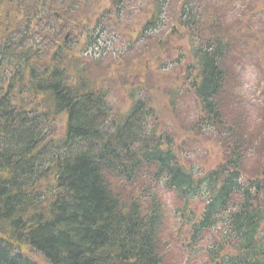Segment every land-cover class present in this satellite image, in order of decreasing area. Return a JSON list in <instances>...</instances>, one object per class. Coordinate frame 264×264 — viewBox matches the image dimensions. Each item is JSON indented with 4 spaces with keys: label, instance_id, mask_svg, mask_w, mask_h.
Wrapping results in <instances>:
<instances>
[{
    "label": "trees",
    "instance_id": "16d2710c",
    "mask_svg": "<svg viewBox=\"0 0 264 264\" xmlns=\"http://www.w3.org/2000/svg\"><path fill=\"white\" fill-rule=\"evenodd\" d=\"M1 1L0 8L6 3L12 10L0 13V264H38L24 249L47 264H163L158 189L173 194L189 215L192 242L214 231L221 235L208 248L211 264H264V177L244 178L238 142L216 168L187 169L174 141L151 128L150 100L132 93L128 111L115 117L108 91L90 82L87 64L98 66L106 50L94 53L91 64L75 61L79 53L64 37L72 27L73 0H31L24 23L16 18L25 0ZM152 2L139 40L162 25L166 1ZM223 2L218 20L211 14L206 21L186 4L183 26L220 27L228 9ZM34 24L45 31L34 34ZM49 31L59 39L53 50L43 46ZM101 33L95 29L83 54L97 48ZM248 34L241 27L226 42H193L187 71L203 129L226 128L219 99L227 82L224 66ZM62 116L64 134L57 138ZM226 133L236 140L234 130ZM142 179L152 184L139 197L124 199L114 185ZM196 201L203 204L200 213L191 208Z\"/></svg>",
    "mask_w": 264,
    "mask_h": 264
},
{
    "label": "rangeland",
    "instance_id": "374dc122",
    "mask_svg": "<svg viewBox=\"0 0 264 264\" xmlns=\"http://www.w3.org/2000/svg\"><path fill=\"white\" fill-rule=\"evenodd\" d=\"M164 1L160 29L147 33L146 38L140 40L141 27L151 17L152 0L68 1L74 18L64 37L68 35L67 42L79 53L75 61L91 64L94 53L106 50L98 66L87 64L90 82L108 91V103L115 117L128 111L132 93L150 100L154 111L151 128L156 129V134L167 135L174 141L175 154L187 169L208 171L216 168L225 160L227 149L238 142L244 159L241 169L244 178L264 177V0H224L222 7L228 5L230 15L226 17L228 26L212 28L210 23L199 22L192 29H189L191 25L183 26L185 18L181 9L189 4L194 12L204 16L203 21L211 20V14L217 18L221 11L220 1ZM2 2L0 0V4ZM23 4L16 18L19 23L25 22L26 8L33 2L25 0ZM18 8L20 6L14 7L13 11ZM6 9L12 10L5 3L0 13ZM241 27L249 33L242 35L247 41L234 44L236 50L224 66L227 82L219 98L226 128L223 131L211 127L203 129L199 124L203 116L200 103L190 89L187 71L193 63V42L204 45L206 38L226 42L229 41L228 33L236 34ZM96 28L98 33L102 32L97 48H89L83 54L89 36H93L91 41L94 42ZM45 29L34 24L32 31L39 34ZM43 36V46L52 50L57 47L59 39L50 31ZM71 76L76 79L78 74L73 72ZM64 123V116L57 119V138L64 134ZM226 129L235 131L236 140L227 135ZM115 184L123 198L129 199L139 197L152 183L142 179L133 186ZM157 192L164 205V223L158 239L163 264H211L206 256L208 248L212 242L221 240V235L214 231L192 242L185 223L189 215L185 214L181 203L171 193L159 189ZM191 208L200 213L203 204L196 201ZM23 253L36 263L44 264L35 252L24 249Z\"/></svg>",
    "mask_w": 264,
    "mask_h": 264
}]
</instances>
